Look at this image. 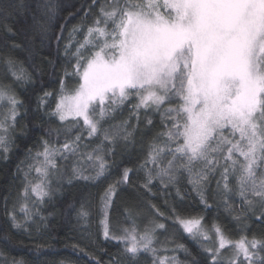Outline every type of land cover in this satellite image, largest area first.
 Returning <instances> with one entry per match:
<instances>
[{
  "label": "snow or ice",
  "instance_id": "6c2138e0",
  "mask_svg": "<svg viewBox=\"0 0 264 264\" xmlns=\"http://www.w3.org/2000/svg\"><path fill=\"white\" fill-rule=\"evenodd\" d=\"M26 7L24 0H0V20ZM37 7L43 23L31 35L0 42L7 48L0 51V160L19 147L17 131L27 136L20 121L30 114L41 118L44 132L17 165L21 184L11 209L5 198L11 228L29 236L33 226L46 229L42 207L55 192L74 181L107 180L98 210L102 235L121 249L105 261L73 245L94 264H142L145 256L151 264H264V0H89L77 10L85 22L68 33L59 65L64 26L48 35L59 5L44 0ZM4 30L15 35L7 24ZM53 39L56 60L42 55ZM45 63L52 76L60 69L55 91L40 79ZM29 86L34 107L17 92ZM138 134L148 139L143 160L135 169L117 164V153L134 148ZM141 172L139 187L155 195L158 185L168 211L151 204L154 214L141 227L142 209L126 207L130 224L117 234L109 220L114 197ZM193 195L201 211L178 208ZM210 198L233 228L218 215L205 223ZM73 212L87 231L91 207L69 205L68 216ZM157 217L174 228L163 243L157 230L167 233L168 225ZM181 231L203 260L180 242ZM181 251L191 260H179Z\"/></svg>",
  "mask_w": 264,
  "mask_h": 264
},
{
  "label": "trees",
  "instance_id": "16d2710c",
  "mask_svg": "<svg viewBox=\"0 0 264 264\" xmlns=\"http://www.w3.org/2000/svg\"><path fill=\"white\" fill-rule=\"evenodd\" d=\"M8 2L9 0H4V3ZM53 2L59 5V7L57 8L55 19L51 21L48 35H59L61 25L64 26V40L59 45L61 54L59 60H57V65H59V62L64 59L62 53L68 33L72 30L73 25L85 22L82 13L77 10L89 2V0H53ZM24 3L27 7L22 12L11 15L6 20H0V42H2L5 35L9 36V43L13 40L17 42L23 41L26 34H32L38 22L43 23L42 12L37 6L43 4L44 0H24ZM69 12H73L74 14L69 16ZM87 22L90 23V20ZM5 24L11 26L12 31L15 33L14 36L5 32ZM56 47V41L53 39L51 47H45L42 55L56 60ZM36 48L37 51L41 50L38 40ZM0 51H7V48H0ZM15 55L22 58L19 52L15 53ZM39 62L40 59L38 57L37 63ZM43 67L44 74L40 78L42 84L49 90L55 91L59 88L58 77L60 69L57 66L55 69L56 76H52V69L47 63ZM17 92L22 99H25L26 102L34 107L35 95L31 90V86H29L27 93L21 88H17ZM20 123H27V136H22L17 131L15 144L19 145V147H12V150L8 153L9 158L7 161L0 160V262L6 261L7 264H13V261H16L17 264H94L89 255H85L84 252L79 251L78 248H74L73 245L85 249L86 252L95 255L101 260H108L110 255L120 251L121 245L116 241L104 240L102 235V225L100 224L98 210L100 197L107 187V180L97 181L96 183L74 181L71 185L65 184L62 191L55 192L53 198L42 207V214L47 217L48 227L46 229L37 232L35 226H33L32 235L29 236L22 230L11 228L10 221L5 213V198L8 201V208L11 209L12 204L17 200L21 184L20 176L22 174L17 172V165L25 161L28 148L35 150L40 137L44 134L42 128L38 126L41 123L39 116L30 114L27 121L21 120ZM136 139L135 147L129 152L124 153L122 156L119 152L117 153V164L133 169L137 168L147 152L148 139H142L139 134ZM118 174L113 169L112 175L116 176ZM142 180V172L138 175L134 173L132 184L121 186L116 197H114L109 220L111 229L116 231L117 234L120 233L122 226L126 227L130 224L125 218L124 210L126 207H139L142 209V215L137 217V223L141 227L154 214L153 209L150 207L151 204H156L162 210L168 211L164 202L165 197L160 194L159 186L153 187V192L155 193L153 195L139 187ZM183 187L187 188L188 186L184 184ZM214 187L215 185L213 184ZM172 198H174V191L173 197H169V199ZM210 202L214 204V207L204 213L205 223L210 226L213 217L218 215L219 220L227 224L229 228H233V224L223 210L217 213L215 202L211 198ZM81 203L88 204L92 210L87 231L79 227L74 212L71 217L67 214L69 205H74L78 208ZM177 206L184 212H199L203 208L199 204V201L194 198V195L193 198L186 200L183 205L177 202ZM17 215H21L18 209ZM157 219L166 222L168 225L167 233L163 230H157L158 242L163 243L165 236L169 235L174 228L170 219L167 221H164L163 217H157ZM253 231H260V229L254 225ZM232 234L238 236V232L234 229ZM7 236H10L11 239H8ZM177 238L191 250L198 260H203L206 254L186 234H183L182 231L178 232ZM37 245H43L40 251L36 250ZM169 247H174V244L169 243ZM176 255L181 261L191 260V256H186L182 251L176 253Z\"/></svg>",
  "mask_w": 264,
  "mask_h": 264
},
{
  "label": "rangeland",
  "instance_id": "374dc122",
  "mask_svg": "<svg viewBox=\"0 0 264 264\" xmlns=\"http://www.w3.org/2000/svg\"><path fill=\"white\" fill-rule=\"evenodd\" d=\"M151 264V258L149 256L142 257V264Z\"/></svg>",
  "mask_w": 264,
  "mask_h": 264
}]
</instances>
